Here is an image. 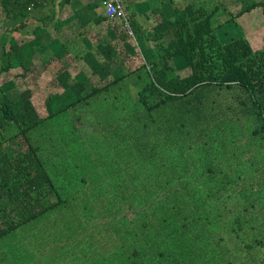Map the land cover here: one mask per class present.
I'll use <instances>...</instances> for the list:
<instances>
[{
    "label": "trees",
    "instance_id": "obj_1",
    "mask_svg": "<svg viewBox=\"0 0 264 264\" xmlns=\"http://www.w3.org/2000/svg\"><path fill=\"white\" fill-rule=\"evenodd\" d=\"M10 1L0 264H264V31L238 22L264 0L165 2L132 35L51 8L30 41L60 2Z\"/></svg>",
    "mask_w": 264,
    "mask_h": 264
},
{
    "label": "crops",
    "instance_id": "obj_2",
    "mask_svg": "<svg viewBox=\"0 0 264 264\" xmlns=\"http://www.w3.org/2000/svg\"><path fill=\"white\" fill-rule=\"evenodd\" d=\"M58 1L60 2V4H54V5H52V3L48 4L39 14L38 20H34V21L29 20L26 22V26L22 30H20L22 39L24 38V40L30 41V39L34 36L33 35L34 32L38 30L37 25L39 23L43 24L51 8L56 9L58 12L60 11L61 13L63 9L66 10V12L71 15V18L69 21L65 22V25L66 27L72 26L75 29H79L81 27V23L77 19L74 18V13L80 14V13H84L88 11V12H92L93 15H95V17L102 14V11L100 10V7H99L101 0H69V4L65 3V1H62V0H58ZM186 1L187 0H123V6L125 8V11L128 14H130L133 18L141 22L142 25L148 27L150 23H154L153 21L155 20V16L153 12L159 9L165 2H170L176 6L177 5L179 6L182 4L184 5ZM11 2L12 1L9 2V0H5L3 4L0 0V13L6 14L7 10L13 11L15 5L11 4ZM163 9H164L163 11L167 13L172 8L166 6ZM19 21L20 20L18 19H15V20L13 19L9 21L10 24L8 26V29L10 33V38H9L10 41L9 40L8 41L10 45L14 44V39L16 38L18 34L16 29H18V26L20 23ZM89 22H90V26L94 28L95 19L93 21L90 19ZM57 25H58V29L62 27L61 20H59ZM0 30H2V28ZM99 30L101 34H106V36L108 35L107 31L104 28L101 29L100 27L98 31ZM24 50L25 52H28L27 45H25V47L22 49L21 54L24 53L23 52ZM13 69L14 68H12L11 70ZM17 69L18 68H15L14 70H17Z\"/></svg>",
    "mask_w": 264,
    "mask_h": 264
},
{
    "label": "rangeland",
    "instance_id": "obj_3",
    "mask_svg": "<svg viewBox=\"0 0 264 264\" xmlns=\"http://www.w3.org/2000/svg\"><path fill=\"white\" fill-rule=\"evenodd\" d=\"M234 11L239 9V5H235L233 6ZM225 18H227V15L225 13H223L222 15L218 16V20L221 22L223 21ZM238 22L241 24L242 28L244 29V31L249 34L254 30H261V32L264 31V18L262 17V15L260 14V12L258 11L255 14H251L246 16L245 18H239ZM9 21L6 18V14L4 13H0V29L2 28V30H0V68L5 65V61H3V55H4V51H7V53L10 52V33H9ZM4 30V31H3ZM3 36V37H2ZM259 38L255 37L253 40L257 41ZM9 40V41H8ZM74 69L72 68V72ZM20 69L17 70H11L10 72L14 75H16L18 72H20ZM16 81V80H15ZM16 83H20V79L17 78ZM15 83V84H16ZM20 86V85H19ZM20 90L22 91V87L20 86Z\"/></svg>",
    "mask_w": 264,
    "mask_h": 264
},
{
    "label": "built area",
    "instance_id": "obj_4",
    "mask_svg": "<svg viewBox=\"0 0 264 264\" xmlns=\"http://www.w3.org/2000/svg\"><path fill=\"white\" fill-rule=\"evenodd\" d=\"M100 4L105 18L112 20L115 17H120L124 22L125 28L132 35L128 13L123 6V0H101Z\"/></svg>",
    "mask_w": 264,
    "mask_h": 264
}]
</instances>
